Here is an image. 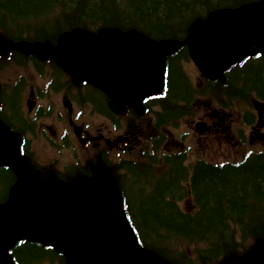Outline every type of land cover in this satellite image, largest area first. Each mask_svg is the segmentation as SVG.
<instances>
[{
    "label": "trees",
    "instance_id": "trees-1",
    "mask_svg": "<svg viewBox=\"0 0 264 264\" xmlns=\"http://www.w3.org/2000/svg\"><path fill=\"white\" fill-rule=\"evenodd\" d=\"M249 1L253 0H0V34L9 39L29 33L53 38L73 27L109 26L183 40L194 18ZM187 58L183 44L167 59V89L154 97L153 104L160 108L146 128L154 140L152 148L143 144L135 161L124 160L113 172L126 219L144 252L171 264H192L187 256L191 247L201 264H216L264 237V155L251 154L239 165L216 167L198 161L189 168L183 165V151L160 149V128L175 127L181 118L193 116L192 103L201 97L225 102L251 94L264 98V57L232 66L225 83L201 77L198 85L180 67ZM14 178L9 167L0 165V203ZM185 196L189 201L183 210L179 201ZM10 253L16 264H67L62 251L27 239L16 242Z\"/></svg>",
    "mask_w": 264,
    "mask_h": 264
},
{
    "label": "water",
    "instance_id": "water-1",
    "mask_svg": "<svg viewBox=\"0 0 264 264\" xmlns=\"http://www.w3.org/2000/svg\"><path fill=\"white\" fill-rule=\"evenodd\" d=\"M183 43L203 75L224 82L223 73L231 65L255 52L264 55V0L198 17L184 40L153 39L136 29L73 28L59 35L56 51L60 65L77 83L86 80L112 98L114 111L122 112L126 104L140 114L142 99L163 88L166 57ZM12 45L0 38L3 51ZM19 161L10 135L0 130V163L19 169ZM22 238L62 250L68 264H168L140 249L125 220L117 185L104 170L70 185L55 179L14 183L7 202L0 205V264H14L8 250ZM241 261L264 264V239Z\"/></svg>",
    "mask_w": 264,
    "mask_h": 264
},
{
    "label": "flooded vegetation",
    "instance_id": "flooded-vegetation-1",
    "mask_svg": "<svg viewBox=\"0 0 264 264\" xmlns=\"http://www.w3.org/2000/svg\"><path fill=\"white\" fill-rule=\"evenodd\" d=\"M58 34L37 38L29 33L6 39L40 45L35 50L27 45L18 49L16 44L4 53L0 49V127L17 137L14 141L23 159L18 179L55 178L65 184L91 176L100 168L114 170L124 161L125 149L133 151L140 140L135 132V112L127 115L132 130L126 132L120 121L126 115L111 112L102 91L85 82L77 84L63 71L54 48ZM156 107L153 105L152 110L157 112ZM229 108L236 114L233 119L228 113L216 112L220 118L212 124L214 144L224 157L236 159L239 145L264 146V98L236 97ZM88 111L102 122L92 127L80 120ZM210 129L205 124L201 137ZM226 143L229 153L222 152ZM231 164L239 165L236 161ZM119 174L123 177L124 171Z\"/></svg>",
    "mask_w": 264,
    "mask_h": 264
},
{
    "label": "rangeland",
    "instance_id": "rangeland-1",
    "mask_svg": "<svg viewBox=\"0 0 264 264\" xmlns=\"http://www.w3.org/2000/svg\"><path fill=\"white\" fill-rule=\"evenodd\" d=\"M184 67H185L186 72L190 76V78L192 80H197L198 71L194 67V65L190 61H188V62L185 63ZM197 103L201 104L205 108V109H203L201 111L200 115L197 116V117H195V118H186V119H183L182 122H181V124H180V126L176 130H174V136H175V137H173L174 142L172 144H170L169 143V138L166 140V143L169 144V145H171L173 147V149H177V147H179V146L175 145V142L180 140L181 135L183 133H190L189 135L191 136V139H192V142L193 143L196 140V137H194V134H195L194 123L196 121L202 119V117L205 115V113L206 112H209L210 109H212V107H211L212 106V99L209 98V97L208 98H203V99L199 98V100L197 101ZM80 120L85 121V122H88L89 124H91L92 127L95 126L96 124L99 125L102 122V120L99 117L90 115V112L89 111L86 113V115L84 117H80ZM120 121H121V125H122L121 129L125 128V131H126L127 126H125V124L128 123V117H122V118H120ZM212 121L213 120H210L209 122L211 123ZM212 128L213 127L211 126V129ZM213 138H214V135L211 132L207 136V141L209 143H211L212 140H213ZM211 154H214V156L216 157L215 160L224 159V157L222 155L224 153H221L220 152V148L219 147H217L215 150H213Z\"/></svg>",
    "mask_w": 264,
    "mask_h": 264
}]
</instances>
